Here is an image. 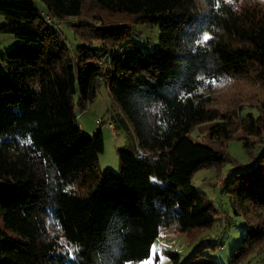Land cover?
I'll list each match as a JSON object with an SVG mask.
<instances>
[{
	"label": "trees",
	"instance_id": "trees-1",
	"mask_svg": "<svg viewBox=\"0 0 264 264\" xmlns=\"http://www.w3.org/2000/svg\"><path fill=\"white\" fill-rule=\"evenodd\" d=\"M39 1L0 0L16 39L0 55V264H137L162 233L215 223L224 214L191 179L235 161L187 136L204 122L213 141L241 132L252 157L220 186L247 226L229 264L262 252L264 0ZM137 23L159 26L152 50L130 41ZM102 84L108 122L133 143L118 172H100L101 130L76 116ZM182 264L219 263L197 249Z\"/></svg>",
	"mask_w": 264,
	"mask_h": 264
},
{
	"label": "rangeland",
	"instance_id": "rangeland-1",
	"mask_svg": "<svg viewBox=\"0 0 264 264\" xmlns=\"http://www.w3.org/2000/svg\"><path fill=\"white\" fill-rule=\"evenodd\" d=\"M32 1L41 11H44V5L41 1ZM4 22V17L0 15V25ZM60 28L72 50L78 43L72 27L67 22H63L60 23ZM159 33L160 28L158 25L137 23L133 25L130 41L143 49L152 50L159 41ZM14 41L16 39L13 35L0 32V55ZM114 111L116 110H114L104 84L100 86L95 99L88 105L86 110L76 111L77 121L83 133L93 134L97 129L101 130L103 150L98 155V168L101 173L106 171L118 172L120 168L118 149L131 150L133 147L128 127L116 126L114 127V133L112 132L108 120L110 113ZM211 125L212 122L197 124L187 133V136L218 152L227 153L236 165H246L252 160L251 154L243 147L242 141L237 139L241 136V132L236 133L235 138L227 142L213 141L206 136ZM251 151L253 155L256 154L254 148ZM234 163L226 162L218 169L215 166L201 168L193 174L191 179L192 186L205 193L214 207L224 216H219V219L208 227L193 229L189 234L179 231L162 233L153 242L150 256L145 260H149L150 264H171V259L166 251H175L179 254V263L182 264L197 249H200L206 256L219 264H229L230 256L247 228L243 218L233 213L230 199L224 188H220L222 178L235 166ZM154 247L155 251L153 250ZM141 262L137 264H141ZM236 264H264V248L259 254H252L244 261Z\"/></svg>",
	"mask_w": 264,
	"mask_h": 264
},
{
	"label": "snow or ice",
	"instance_id": "snow-or-ice-1",
	"mask_svg": "<svg viewBox=\"0 0 264 264\" xmlns=\"http://www.w3.org/2000/svg\"><path fill=\"white\" fill-rule=\"evenodd\" d=\"M209 39H210V36H209L207 33H205V34L203 35L202 39H201L200 41H198V42L201 43V44H203V43H206L207 41H209ZM153 250H154V251L156 250L155 247H154ZM74 251H78V248H76L75 250H73L72 248H68V254H69L70 256L73 255V252H74ZM141 264H150V261H149V260H145V261L141 262Z\"/></svg>",
	"mask_w": 264,
	"mask_h": 264
},
{
	"label": "built area",
	"instance_id": "built-area-1",
	"mask_svg": "<svg viewBox=\"0 0 264 264\" xmlns=\"http://www.w3.org/2000/svg\"><path fill=\"white\" fill-rule=\"evenodd\" d=\"M45 20L48 21V22H50L51 19H50V17H49L48 15H46V16H45ZM223 178H225V176H224ZM223 178H222V180H221V183H222V181H223ZM217 182H218V181H217ZM217 184H218V183H217Z\"/></svg>",
	"mask_w": 264,
	"mask_h": 264
},
{
	"label": "crops",
	"instance_id": "crops-1",
	"mask_svg": "<svg viewBox=\"0 0 264 264\" xmlns=\"http://www.w3.org/2000/svg\"><path fill=\"white\" fill-rule=\"evenodd\" d=\"M111 128H112V132L114 133L115 129L113 128V126H111Z\"/></svg>",
	"mask_w": 264,
	"mask_h": 264
}]
</instances>
